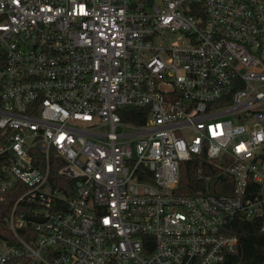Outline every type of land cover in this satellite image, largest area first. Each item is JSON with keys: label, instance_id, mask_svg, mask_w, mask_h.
Listing matches in <instances>:
<instances>
[{"label": "built area", "instance_id": "1", "mask_svg": "<svg viewBox=\"0 0 264 264\" xmlns=\"http://www.w3.org/2000/svg\"><path fill=\"white\" fill-rule=\"evenodd\" d=\"M0 156V264H227L264 231V0H0Z\"/></svg>", "mask_w": 264, "mask_h": 264}, {"label": "trees", "instance_id": "2", "mask_svg": "<svg viewBox=\"0 0 264 264\" xmlns=\"http://www.w3.org/2000/svg\"><path fill=\"white\" fill-rule=\"evenodd\" d=\"M123 114L126 119L138 122V119L131 118L132 112H142L143 110L136 108ZM2 158L0 156V171L2 166ZM187 166L183 169L180 190L185 193H194L199 189L204 190L205 187L197 178L196 167L192 162H187ZM14 197L9 193L7 201L0 203V234L9 235L4 223V214L8 206L12 203ZM263 217L253 220L236 219L233 222L231 232L240 235L242 244L240 251L228 259L227 264H264V231L261 230ZM22 264H31L27 259L22 260Z\"/></svg>", "mask_w": 264, "mask_h": 264}]
</instances>
